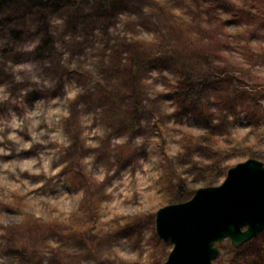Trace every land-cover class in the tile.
Masks as SVG:
<instances>
[{"label": "rangeland", "instance_id": "374dc122", "mask_svg": "<svg viewBox=\"0 0 264 264\" xmlns=\"http://www.w3.org/2000/svg\"><path fill=\"white\" fill-rule=\"evenodd\" d=\"M98 1L43 12L40 59L42 16L0 0V264H161L158 208L264 163V0ZM214 264H264V229Z\"/></svg>", "mask_w": 264, "mask_h": 264}, {"label": "water", "instance_id": "95a60500", "mask_svg": "<svg viewBox=\"0 0 264 264\" xmlns=\"http://www.w3.org/2000/svg\"><path fill=\"white\" fill-rule=\"evenodd\" d=\"M263 229L264 163L252 157L229 167L220 184L155 212L158 237L172 244L161 264H214L220 241L237 248Z\"/></svg>", "mask_w": 264, "mask_h": 264}, {"label": "trees", "instance_id": "16d2710c", "mask_svg": "<svg viewBox=\"0 0 264 264\" xmlns=\"http://www.w3.org/2000/svg\"><path fill=\"white\" fill-rule=\"evenodd\" d=\"M14 1L15 0H12L11 3H13ZM34 1L35 0H29V5L31 6L30 8H36V12H37L36 14L39 13V15H41V16H42V13L45 12L48 8H55L57 5L56 0H37L39 2V5L37 7H35L34 5L36 3L33 4ZM112 1L113 0H102L101 2L98 1V2H100V5H98V8H95L96 13L98 12V15H100L101 12L110 11L112 8H108V7L110 6ZM226 6H228L231 9H234V8H246L247 5L245 2H243L241 4H237V6H235V7L230 6L228 3H226ZM14 7H15V4H10V6L8 7L9 12H11V10ZM25 9H27V8H25ZM33 25L36 28V34L39 35L40 40H39L38 45L32 51V54L35 57L41 59V58H44V56H48L50 53H52V51L54 49V37H53V34L50 30V26L48 24V21L44 20L43 16L39 18V22H35V23H33ZM171 30L179 32L173 28H171ZM10 34L14 35L11 31H10ZM16 35H19V33L17 34V32H16ZM16 35H14V36L16 37ZM186 67L188 68L187 65H186ZM182 72L185 73L186 75H189V71L185 67L183 68ZM187 85H188V81H186V80L180 81L179 80L178 84H176L175 88L179 89L180 87H182L184 90L182 92V94H184L185 90L187 89ZM175 92L177 94H179L177 97V103L179 106V110L181 111L182 109L188 108L189 107L188 106L189 100L185 96L181 95V93L178 90H175Z\"/></svg>", "mask_w": 264, "mask_h": 264}, {"label": "bare ground", "instance_id": "6f19581e", "mask_svg": "<svg viewBox=\"0 0 264 264\" xmlns=\"http://www.w3.org/2000/svg\"><path fill=\"white\" fill-rule=\"evenodd\" d=\"M117 196H118V192L116 191V192L114 193V195L112 196L110 202H114L115 199L117 198Z\"/></svg>", "mask_w": 264, "mask_h": 264}]
</instances>
